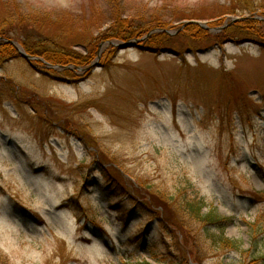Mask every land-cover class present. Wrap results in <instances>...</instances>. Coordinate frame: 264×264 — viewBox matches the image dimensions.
<instances>
[{
  "label": "rangeland",
  "instance_id": "1",
  "mask_svg": "<svg viewBox=\"0 0 264 264\" xmlns=\"http://www.w3.org/2000/svg\"><path fill=\"white\" fill-rule=\"evenodd\" d=\"M228 7L0 0V43L39 61L0 58V264H198L199 249L200 264H264V197L254 196L264 194V9ZM119 14L150 32L104 41ZM249 16L258 40L183 34L199 22L219 35ZM157 28L171 34L166 52L135 41ZM57 38L82 56L98 46L96 67L74 75L25 49ZM193 201L228 220L208 227L215 239L191 219ZM153 217L146 243L138 235Z\"/></svg>",
  "mask_w": 264,
  "mask_h": 264
},
{
  "label": "trees",
  "instance_id": "2",
  "mask_svg": "<svg viewBox=\"0 0 264 264\" xmlns=\"http://www.w3.org/2000/svg\"><path fill=\"white\" fill-rule=\"evenodd\" d=\"M257 9H264V0H229V7L226 9V12L230 15H246L249 14L250 16H252ZM264 11V10H263ZM120 15V16H119ZM116 16L115 22H114V26L111 27L108 30V34L106 35V37H104V41L105 40H109V39H116V40H126V39H136V38H141L144 35H147L150 30L145 29L143 27L140 26H135L133 28H128V25H125L121 14H119ZM248 17L247 19L241 20V21H237V23L235 24H228L225 25L224 27H222L223 29L220 31V33H218L219 35H215L212 36L210 35V30H206L196 24H191L186 26V28L183 31L184 35H187L190 38L196 39V41L202 42V41H209V39H213L215 37V39H220L221 38V34H228V37H236L238 35V33L240 34H247V35H254L252 31H256L257 33V40L259 39V37L262 34H259V30L257 27V21L254 20V17ZM219 16L213 17L211 15L208 16H194L191 17L190 20H202V18L205 19H215L218 18ZM223 23H220V21L212 24V26L217 25V26H221ZM160 26V25H159ZM152 29V28H151ZM159 29V28H157ZM162 29V28H161ZM236 31V33H234ZM160 32V33H158ZM157 34L155 35H151L147 40L144 41V43L146 44V48L150 49V50H154L156 49L157 51H162V50H166L168 48H166L167 46H165L166 43H169L172 38L169 37V34L165 33V32H161L158 31ZM5 38V37H4ZM261 38V37H260ZM64 39H66V37H64ZM96 41L99 42V39L96 38ZM224 42V41H223ZM45 43L47 44V46H49V48L45 49L43 47L42 44H39L35 47H30L27 46V44H25V49L27 50V53L30 55H34L40 58L45 59L48 63L55 65V66H61V68L64 69V71L68 72V73H73L74 75L79 71V68H87L90 67V65L92 63H94V61L98 58L100 52H99V48L98 46L96 47L93 46V49L90 50V48H88V55L86 56H82L78 53H76L74 50H72L71 48H73V46L70 45H65L62 42V39L58 40V38L56 40H45ZM259 43H262V45H264L263 40L259 41ZM17 49L13 46V44H10L9 42L3 40L0 43V58H8V59H15L17 57H19V55H17ZM7 61V60H5ZM39 62V61H36ZM50 70V69H49ZM103 175V174H102ZM105 179L107 180V189L110 190L107 192V195L109 197H115L114 193L115 190L114 186H112L113 182L115 181V179H112L108 174L105 173ZM117 195V194H116ZM254 196L256 197H264L263 193H258L255 192ZM112 199V198H111ZM120 207V203H117L115 205L112 206V208H118ZM203 207L204 204L202 202H188L187 203V207L186 210L189 211L188 213L192 216L191 219H193L195 222L199 223V224H205L207 225V234L209 236V239H215L216 234H213L211 229L208 228L209 226L212 225H222L224 224L226 221H228L225 218H221L219 216L213 215L211 212L209 213H204L203 212ZM142 208L141 205H135L133 206V208H131L130 212L134 214H136L137 212H139V209ZM130 213V214H131ZM158 218V217H157ZM159 219V218H158ZM261 221H258L257 224V232L260 228L264 227L263 223H264V215H262L260 217ZM160 220V219H159ZM153 221V222H152ZM155 223H157V219L156 218H152L151 222L149 224H145L143 227L144 230L141 231V234L138 235L140 238H142L141 240L143 241L145 238V242L147 243V236L148 234H150L151 229H153V225H155ZM212 233V234H209ZM264 232V231H263ZM223 232L219 231L218 233V240H220L219 243H225L226 248H236V246H234L232 243V241L226 239L223 237L222 235ZM137 237V236H136ZM137 237V239H140ZM131 241V240H130ZM203 251V250H202ZM189 255H193L192 252L190 250H188ZM203 254V253H202ZM192 258H194L195 262H198V264L201 263L200 261V249L197 255H193ZM142 264H148L146 262L142 263Z\"/></svg>",
  "mask_w": 264,
  "mask_h": 264
},
{
  "label": "water",
  "instance_id": "3",
  "mask_svg": "<svg viewBox=\"0 0 264 264\" xmlns=\"http://www.w3.org/2000/svg\"><path fill=\"white\" fill-rule=\"evenodd\" d=\"M193 23H194V24H197V25H199V26H201L202 28L208 29L207 26L202 25V24L199 23V22H193ZM141 41H143V40H137L136 42H141ZM129 45H131V46H136V45H133V44H126V45H123V46H124L123 48H128ZM166 51H168V50H163L162 52H166ZM19 52H20V56H21L22 58H24L25 60L30 61L31 59H33L32 57H30V56L27 55L26 53H24V52H22V51H19ZM94 67H96V65H93V66H92L91 68H89L88 70H90V69H92V68H94Z\"/></svg>",
  "mask_w": 264,
  "mask_h": 264
}]
</instances>
